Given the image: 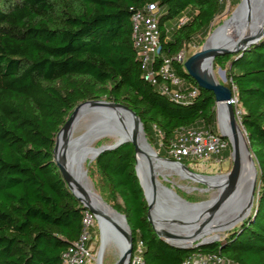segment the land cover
I'll return each mask as SVG.
<instances>
[{"label": "trees", "instance_id": "16d2710c", "mask_svg": "<svg viewBox=\"0 0 264 264\" xmlns=\"http://www.w3.org/2000/svg\"><path fill=\"white\" fill-rule=\"evenodd\" d=\"M148 3L160 9L155 66L168 58L185 87H197L176 57L209 35L225 0H0V264H62L79 237L82 205L53 160L56 134L78 104L105 98L132 110L158 156L172 161L166 150L180 129L216 133L212 93L197 87L192 102H175L144 80L130 18ZM181 14L188 21L178 27ZM213 65L225 71L236 99L258 193L238 227L196 251L264 264V38ZM94 163L102 199L125 217L133 249L142 242L144 264H181L193 251L167 245L147 220L134 147L104 151Z\"/></svg>", "mask_w": 264, "mask_h": 264}, {"label": "bare ground", "instance_id": "6f19581e", "mask_svg": "<svg viewBox=\"0 0 264 264\" xmlns=\"http://www.w3.org/2000/svg\"><path fill=\"white\" fill-rule=\"evenodd\" d=\"M251 7L253 8V20L249 32L254 34L263 29L264 0H242L235 10L236 12L234 11L235 13L228 21H225V24L223 23L220 28H217V31L214 30L216 32L209 39L204 49L215 47L228 48L237 42L244 33L247 21L245 18L247 13L250 12ZM207 68L209 70L210 65H207ZM96 109H98V107L87 106L85 110L82 108L78 112L74 123L83 118L86 122V133L83 134L78 141L73 142V146H70V143H72L70 137L66 142L61 139L60 141L63 144L60 145L57 152V160L65 169L74 193L80 198L96 205L102 212V215L111 220V223L117 227L119 230L117 234L119 236L122 237V233H128V229L125 227L122 218L98 199V194L94 190L86 171L87 162H92L96 159V149L94 151L92 148L88 147L89 144L104 138L106 135L115 138L117 140L116 142L130 140L137 146L138 161L136 169L138 178L150 205V218L160 235L165 238L169 237L165 234L171 236L168 238L171 242L180 246H188L199 239L204 242L212 241L217 237H210L209 235H211V233L223 232L221 230L227 231L248 215L250 203L253 202L252 192L256 189L258 172L244 132L237 120L236 112L235 120L237 125L234 135L225 114L224 104L217 103L216 105V116L219 129L227 136L229 139L228 142H230L238 152L239 176L237 181L232 185L229 180L230 176H217L221 177L222 183L220 185L214 183L217 186V191L212 201L202 205H189L178 198L175 200L172 199L168 189V195L166 194L163 188V182H167L171 176L176 175L177 171L173 170L167 164V161L166 163L165 160L159 158L158 152L148 143L143 127H138L131 115L123 109L118 108V112H114L110 109V112L105 114H101ZM105 115H110L112 118H106ZM100 121H103L104 124L103 126L97 127V122ZM97 129H100V131L96 132ZM231 157H233V155ZM184 170L186 174L196 177V175L189 170ZM152 183H154L156 189V199L152 198ZM228 189L231 190L232 196L228 199L225 208L214 217L211 223L202 227L207 215L201 216V212L205 210L206 207L208 208L212 205L220 195ZM191 215L193 219H189ZM173 217L178 219L174 220L172 219ZM99 236L103 249L109 246L117 250L118 254L123 249L120 243H117L118 241H116L115 237L108 235L102 217H99ZM101 256L102 254H99V264Z\"/></svg>", "mask_w": 264, "mask_h": 264}, {"label": "built area", "instance_id": "2783aa9c", "mask_svg": "<svg viewBox=\"0 0 264 264\" xmlns=\"http://www.w3.org/2000/svg\"><path fill=\"white\" fill-rule=\"evenodd\" d=\"M160 9L156 3H148L132 14L131 40L136 50L143 72V78L161 94L172 101L189 103L197 94V87H185L172 68V62L164 58L159 66H155V58L160 50V32L158 28ZM188 17L184 14L178 21V27L184 25ZM176 60L182 62L179 54ZM226 141L219 134L200 127L180 129L170 143L166 152L173 161L181 163L186 160L192 163L222 162L221 153L226 150ZM81 229L78 239L62 254V264H89L92 260L94 229L96 215L90 210L81 211ZM128 264H144L142 258L143 244L137 241L132 247ZM181 264H236L217 254H204L199 251L191 252Z\"/></svg>", "mask_w": 264, "mask_h": 264}, {"label": "water", "instance_id": "95a60500", "mask_svg": "<svg viewBox=\"0 0 264 264\" xmlns=\"http://www.w3.org/2000/svg\"><path fill=\"white\" fill-rule=\"evenodd\" d=\"M252 11H253V8L251 7L250 12L247 13L246 18H245V20H247V21H246L244 33L237 40V42H235L233 45H231L228 48H218V47L211 48V49L202 48L200 51L194 53L193 55H191L189 58H187L182 63L185 72L187 73V75L191 79H193L195 81V83L199 89L212 93L214 96L216 105H217V103H223L224 104L225 114H226V117H227L229 124H230V128H231L234 135L236 132V125H237L236 120H235V109H234V102L236 101V99H235L232 91L227 86H225V84L218 82L214 78L213 73H212V66H213L215 58L220 57V56L232 55V54H236L239 52H243V51L247 50V48H249L251 45L257 43L258 41H260L261 39L264 38V28L259 30L258 32L254 33V34L249 32V30L251 29V24H252V20H253V12ZM159 52H160V50H159ZM207 65H210L211 70L210 69L208 70ZM220 71L223 73L222 70H220ZM87 106L98 107V109H96V110L98 112H100L101 114L109 113L110 109L113 110L114 112H118V108L123 109L131 115V117L134 119V121L136 122V125L138 127H143V126L140 122V119L137 117V115L132 110L128 109L125 106H122V105L117 104V103H110V102L99 101V100L85 101L83 103L78 104L73 109V111L69 115L68 119L65 121L63 126L58 131V133L56 134V137H55V143H54V149H53V160H54L56 166L58 167V170L60 171V174H61L63 180L65 181L68 189L74 195V197L81 203V205H82L81 210L82 211L90 210L92 213H94L96 215L98 225H99V217H102L103 223L106 227L108 235L115 237L116 241H118L117 243H120V245L123 247V249L119 252L118 259L116 260V262L114 264H128L130 261L131 254H132L133 250H132L131 234H130V230H129V227L127 225L125 217L122 214L118 213L116 210H114L112 207H110L101 198V196L98 195V199L101 202H103L104 205L109 206L118 216H120L122 218L125 227L128 229V233H122L123 236L121 237L117 234V231H119L117 229V227L111 223V220L107 219L106 217H104V215H102V212L100 211L99 208H97L96 205H93L91 202L80 198L79 196H77L74 193V191L70 185V181L67 177L65 169L63 168L62 164H60L57 160V152L60 148V145L63 144L60 140L63 139L64 142H66L68 140V138L71 137L70 136V129L74 124V121L76 119V115L78 114V112L82 108H84V110H85L87 108ZM105 117L110 118V119L112 118L110 115H107V116L105 115ZM103 124H104V122L100 121V122H97L96 126L100 127V126H103ZM100 129H97L96 132L100 131ZM219 131H220L219 135L223 140L228 139L227 136L225 134H223L220 129H219ZM80 137L81 136L77 137L76 140L78 141L80 139ZM228 141H229V139H228ZM124 144H130L134 147V150H135V172H136V177L138 178L137 169H136L137 161H138L137 160L138 148L132 141L124 140V141H120V142H114V143L108 144V145H103V146L96 149V155L95 156L98 157L102 152L114 150V149H116V148H118ZM230 145H231V149H232L231 156L233 155V157H232L233 166H232L231 172L227 176H230L229 180L231 181L230 183L233 185L237 181L238 176H239V165H238V152L232 144H230ZM160 158L167 161L170 164H174V165H177L181 168L186 169V166L182 163L172 161L168 158H162V157H160ZM196 176H199V175H196ZM138 181H139V184L142 188L144 198H145V200L147 202V206H148L147 220L152 225V228H153L154 232L156 233V235L163 242H165L167 245H169L172 248H177V249H181V250L196 251V249L198 247H200L201 245L218 241V239L215 238L209 242L201 241L195 245L191 244L188 246H180L178 244L171 242L168 239L171 237L169 234H165L166 236L167 235L169 236L168 238H165L164 236L160 235L158 233V231L155 229L153 222L150 218V214H149L150 205L147 201L146 193H145V191H144V189L140 183L139 178H138ZM168 191L170 192L172 199L175 200L176 198H178V199L182 200L176 194V192H174L172 189L168 188ZM253 193H254V190L252 192V198H253ZM151 194H152L153 199L157 198V193H156L154 183H152ZM231 196H232L231 190H229V189L226 190L223 194L220 195V197L212 205H210L208 208L206 207L205 210H203L201 212V214H200L201 216L207 215V218H206L205 222L202 224V227L211 223L212 220H214V217H216L219 213L222 212V210L225 208L226 203L228 202V199ZM182 201H184V200H182ZM184 202L186 204H189V205H200V204L202 205V204L209 203V202H205V203H199V204H191V203H188L186 201H184ZM251 207H252V202L250 203V206H249L248 216L250 214ZM189 219H193L192 215L190 216ZM102 256L100 257V264H102ZM98 259H99V254L97 255V260Z\"/></svg>", "mask_w": 264, "mask_h": 264}, {"label": "rangeland", "instance_id": "374dc122", "mask_svg": "<svg viewBox=\"0 0 264 264\" xmlns=\"http://www.w3.org/2000/svg\"><path fill=\"white\" fill-rule=\"evenodd\" d=\"M226 6L224 12L215 18L213 24H212V30L209 33V35L202 41V43L195 47L193 45H184L182 52H180V55L182 57V62H184L187 58H189L191 55L194 53L200 51L202 48H205L209 39L213 36V34L217 31H214L217 29L219 26L221 27L222 24L225 21H228V19L236 12V8L238 7L239 3L242 2V0H239V3L235 6L230 5V0H225ZM235 11V12H234ZM184 14H181L179 18H177L175 21L178 23L179 19L183 17ZM225 24V23H224ZM219 27V28H220ZM241 29V28H240ZM214 31V32H213ZM211 35V36H210ZM210 36V37H209ZM207 40V41H206ZM212 73L214 78L223 84L227 83L226 79V74L225 71L220 69L219 67L212 66ZM222 70L223 73L220 71ZM99 101H105V102H110L114 103L110 100H107L105 98H100L97 99ZM83 103V102H82ZM239 111H237V114ZM215 132L217 134H220L219 131V126L217 123V116H216V105H215ZM86 133V122L82 118L75 122L73 126L70 129V140L72 143H70V146H73V142L77 141V137L82 136L83 134ZM117 140L110 135H106L104 138L98 139L97 141L89 144L88 147L92 148L94 151L95 149L103 146V145H108L116 142ZM226 141V150L228 151V156L225 157V154L222 152L221 156L223 155L224 159L222 162H207V163H192L188 162V165L186 166V169L192 172L195 175H199L202 177H217V176H226L228 175L233 166V161L231 157L232 149L231 145L228 142V139ZM151 145H153L151 143ZM154 146V145H153ZM154 148V147H153ZM156 152H158L156 150ZM95 160V159H94ZM94 160L92 162H87L86 164V171L88 173V176L90 178L91 184L96 191L98 195L107 198V194L103 192L102 189V182H101V177L99 175L98 169L96 168V165L94 163ZM184 162L186 160H183ZM167 163V162H166ZM173 170L177 171L176 175H173L168 179L167 182H163V188L168 195L167 189L170 188L176 194L184 201L191 203V204H199V203H205V202H210L214 198V194L217 191V186L214 183H217L220 185L222 183L221 177L217 178H202L199 176L192 177L188 174H186L185 170L182 169L181 167L177 165H172L167 163ZM257 166V164H256ZM257 171H258V166H257ZM208 179V180H207ZM255 188V187H254ZM257 193H258V183L256 184V189H254V195H253V202H252V207L255 205L256 199H257ZM104 200V199H103ZM110 205V204H109ZM251 207V209H252ZM182 208V207H181ZM247 217V216H246ZM245 217V218H246ZM244 218V219H245ZM172 219L177 220L178 218L173 217ZM242 219L237 225H234L232 228H230L227 231L221 230L223 232H216V233H211V236H216L218 241L223 240L226 236L227 233L233 230L234 228L238 227V225L244 220ZM95 237L92 242L93 244V249H92V260L89 264H99V261L97 260V255L102 254V264H114L116 260L118 259V251L110 248L107 246L106 248H102L101 242H100V236H99V225L98 222L96 221L95 225ZM202 240H195L192 245H195ZM100 251V253H99Z\"/></svg>", "mask_w": 264, "mask_h": 264}]
</instances>
